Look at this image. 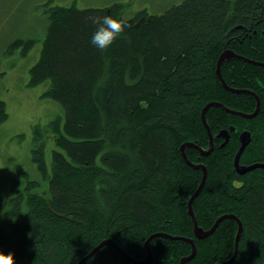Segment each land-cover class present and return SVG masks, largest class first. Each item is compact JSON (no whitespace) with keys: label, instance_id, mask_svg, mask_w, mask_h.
Wrapping results in <instances>:
<instances>
[{"label":"trees","instance_id":"16d2710c","mask_svg":"<svg viewBox=\"0 0 264 264\" xmlns=\"http://www.w3.org/2000/svg\"><path fill=\"white\" fill-rule=\"evenodd\" d=\"M123 4L104 8H46L48 26L41 56L31 68L30 85L45 81L44 96L59 102V117L33 127L32 159L48 181L42 190L13 197L9 218L0 222V251L15 264H218L236 250L239 224L221 220L198 238L189 200L207 178L193 210L200 227L211 229L223 215L243 223L239 253L232 264H264V168L241 173L235 157L239 135L252 141L242 165L264 163V0H184L159 15L147 10L126 19L128 27L106 50L91 43L93 20L122 13ZM34 39L25 42L27 49ZM240 57L222 63L221 54ZM253 118L212 105L211 102ZM9 117L0 100V125ZM234 127V131H231ZM230 132V139L220 131ZM50 134L51 167L46 157ZM193 141V142H192ZM225 143V144H224ZM200 152V153H199ZM39 184L32 181L28 189ZM173 237H169L168 235ZM179 237V238H176ZM186 238V239H185ZM95 251V252H93ZM93 252V254H92ZM90 255V256H89Z\"/></svg>","mask_w":264,"mask_h":264},{"label":"rangeland","instance_id":"374dc122","mask_svg":"<svg viewBox=\"0 0 264 264\" xmlns=\"http://www.w3.org/2000/svg\"><path fill=\"white\" fill-rule=\"evenodd\" d=\"M183 1L0 0V100L5 101L9 113L8 119L0 125V222L9 218L13 197L23 191L42 190L48 186V181L32 159L35 145L33 127H43L54 119L61 117L64 121L65 118L61 104L44 96L50 88L49 81L30 85L31 68L41 56L46 37L48 18L45 10L48 5L85 9L121 3L124 6L121 14L130 19L142 10H147L151 15L162 14ZM20 39L35 41L27 49L25 42H18ZM207 132L211 139L208 129ZM210 133L214 137L211 128ZM45 136L48 137L46 157L50 168L52 149L57 146L50 134ZM32 181L40 185L28 189Z\"/></svg>","mask_w":264,"mask_h":264},{"label":"water","instance_id":"95a60500","mask_svg":"<svg viewBox=\"0 0 264 264\" xmlns=\"http://www.w3.org/2000/svg\"><path fill=\"white\" fill-rule=\"evenodd\" d=\"M232 57H240V56H239V54H237L234 50L227 49L226 51H224V52L221 54V56H220V58H219V60H218L217 73H218L220 79L222 80V82H223V84H224L225 86H227V83H226L225 79H224L223 76H222V70H221V69H222V63H223L224 60H226V59H230V58H232ZM227 87H228V86H227ZM254 95L256 96V99H257V108H256L255 112H254V113H251V114H247V113H244V112H239V111L231 110V109L227 108L224 104L219 103V102H211V103H209V104L203 109L202 119H203V122H204L206 128L209 130V134H210V137H211V139H210V140H211V146H210V148L208 149V151H205L203 148L199 147V146L196 145L195 143H185V144L182 145V147H181V151H182V154H183L184 159H185L188 163L194 164V163H192V162L188 159V157H187V154H186V147H187V146H195V147H197V148H198L202 153H204V154H209V153L213 150V147H214V138H213L212 134L210 133V128H209V125H208V123H207V119H206V112H207V110L209 109L210 106H212V105H216V104H217V105L222 106L223 108L227 109L228 111H230V112H232V113H234V114H238V115H241V116L246 117V118H253L254 116H256V115L258 114V112H259V110H260V106H261L260 98H259L258 95H256L255 93H254ZM231 129L233 130L234 127H231ZM219 136H223V137H225L226 142H227V141L229 140L230 134H229V131H228V130H223V131H221V133L219 134ZM240 140H241V146H240V148H239V150H238V152H237V154H236V157H235V166H236L237 170H238L240 173H245V172H248V171L253 170V169H255V168H264V163H255V164H251V165H247V166H246V165H241V164H240V157H241L242 153H243L244 150L247 148V146L251 143V140H252V134H251V132H250V131H244V132L241 134ZM194 166H196V167H200V168H202L203 171H204L203 179H202V182H201V185H200L199 189L197 190L196 193H194V194L191 196V198H190V200H189V212H190L191 216L193 217V220H194V223H195V233H196V236H197L198 238H205V237L209 236V235H210L211 233H213L214 230L217 228L219 222H220L221 220H223L225 217H233L234 219H236L237 222H238V224H239V230H238V234H237V237H236V250H235V254H234L233 257H232L231 259H229L228 261L218 263V264H232V263L235 261L237 255H238V253H239V240H240V237H241V234H242V231H243V223H242L241 219H240L237 215H234V214H228V215H223V216H221V217L216 221V223L214 224V226H213L211 229H209V230H205L204 228H202V227H200V226L198 225L197 218H196L195 213H194V210H193V201H194V199L198 196V194H199V192L201 191L203 185L205 184V182H206V178H207V174H208V171H207V167H206L205 165H203V164H194ZM157 235H163V234H155V235H152L150 238L147 239V241H146V249H147V251H148V258L145 259V260H142V261H140V260H136V259H133V258L130 257L129 255H127V253H126L124 250H122V248L119 247V245H117L113 240H106V241H103L102 243H100V244L97 246V248L95 249V251H96L97 249H99L102 245H104L105 243H110V244L115 245L118 249H120V250L124 253V255L127 256L129 259H131L135 264H141V263H144V262H148V261L151 259V257H152V251H151V248H150V246H149V243H150L151 239H152L154 236H157ZM168 236H169V237H173V236H170V235H168ZM173 238H175V237H173ZM176 238H179V237H176ZM185 239H186V238H185ZM186 240L189 241V242L191 243L193 249H192V253H191L190 256L183 258V260H182V264H187V262H188L190 259L194 258L195 255H196V253H197V246H196V244H195L194 239H192V238H187ZM95 251H93V252H95ZM93 252H92V254H93ZM89 256H90V255H89ZM84 260H85V259H84ZM84 260H83V261H84ZM83 261H81L79 264H82Z\"/></svg>","mask_w":264,"mask_h":264},{"label":"clouds","instance_id":"9594fccd","mask_svg":"<svg viewBox=\"0 0 264 264\" xmlns=\"http://www.w3.org/2000/svg\"><path fill=\"white\" fill-rule=\"evenodd\" d=\"M93 23L97 27L90 43L101 51L108 49L128 27L127 20L120 13L97 17ZM0 264H15V254L0 251Z\"/></svg>","mask_w":264,"mask_h":264},{"label":"flooded vegetation","instance_id":"af4514ba","mask_svg":"<svg viewBox=\"0 0 264 264\" xmlns=\"http://www.w3.org/2000/svg\"><path fill=\"white\" fill-rule=\"evenodd\" d=\"M231 131H234V129H233V130L231 129ZM241 134H242V132H241L240 135H239V139H240V137H241ZM230 136H231V135H230ZM220 137H223V136H220ZM213 138H214V145H215V137H213ZM223 138L225 139V137H223ZM229 139H230V137H229ZM228 141H229V140H228ZM228 141H227V142H228ZM240 142H241V141H240ZM210 143H211V140H210ZM225 143H226V139H225ZM225 143H224V144H225ZM213 148H214V147H213ZM240 164H241V163H240ZM241 165H242V164H241Z\"/></svg>","mask_w":264,"mask_h":264},{"label":"bare ground","instance_id":"6f19581e","mask_svg":"<svg viewBox=\"0 0 264 264\" xmlns=\"http://www.w3.org/2000/svg\"><path fill=\"white\" fill-rule=\"evenodd\" d=\"M193 142V141H192ZM198 144V143H197ZM200 153V152H199ZM241 174V173H240ZM245 174V173H244ZM207 181V180H206ZM194 203V202H193ZM199 225V224H198ZM170 235V234H169Z\"/></svg>","mask_w":264,"mask_h":264}]
</instances>
